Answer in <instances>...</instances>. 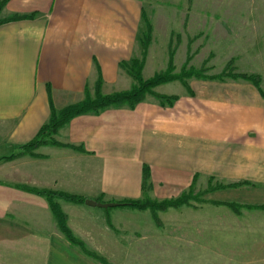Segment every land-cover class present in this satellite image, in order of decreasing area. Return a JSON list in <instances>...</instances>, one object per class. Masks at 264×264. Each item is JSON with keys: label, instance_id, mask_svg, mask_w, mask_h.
<instances>
[{"label": "crops", "instance_id": "1", "mask_svg": "<svg viewBox=\"0 0 264 264\" xmlns=\"http://www.w3.org/2000/svg\"><path fill=\"white\" fill-rule=\"evenodd\" d=\"M0 1V157L17 153L52 109L80 102L98 81L104 94L132 85L120 64L136 55L150 0ZM15 16L22 18L6 20ZM170 84L177 94L158 91ZM188 85L192 93L179 81L154 89L177 96L171 106L147 96L134 109L110 107L72 118L54 137L84 152L43 145L35 156L0 160V264H97L66 240L45 198L21 186L115 202L142 196L143 165L149 168L148 195L158 200L179 195L199 178L212 177L216 184L262 179L264 98L258 90L238 82L236 90L231 82ZM28 167L30 175L24 174ZM58 203L81 236L84 225L73 224L66 209L87 212L100 224L106 215L113 221L114 215L134 213L120 206ZM132 228L124 225L126 233Z\"/></svg>", "mask_w": 264, "mask_h": 264}, {"label": "rangeland", "instance_id": "2", "mask_svg": "<svg viewBox=\"0 0 264 264\" xmlns=\"http://www.w3.org/2000/svg\"><path fill=\"white\" fill-rule=\"evenodd\" d=\"M142 44L146 45L144 78L164 71L170 60L174 73L188 62L187 66L207 77L257 75L264 98V0H150L144 4L135 58H141ZM192 81L231 82L232 90L237 89L235 82L253 85L227 75L221 80H187ZM173 85L158 91L177 94L179 89ZM23 169L30 175L31 167ZM244 181L249 183L245 187L208 195L204 191L216 183L199 178L192 185L193 198L188 204L157 211V221L151 211L127 206L121 208L134 213L114 215L118 220L113 221L106 215L105 224L87 212L84 216L83 212L75 214L74 208L66 209L73 224L84 225L82 236L68 226V215L58 203L69 201L57 198L56 203L72 234L105 262L94 259L97 264H264V209L257 206L264 205V177ZM216 196L239 205L208 200ZM127 223L133 227L128 233Z\"/></svg>", "mask_w": 264, "mask_h": 264}, {"label": "trees", "instance_id": "3", "mask_svg": "<svg viewBox=\"0 0 264 264\" xmlns=\"http://www.w3.org/2000/svg\"><path fill=\"white\" fill-rule=\"evenodd\" d=\"M4 4V1H0V8ZM22 17H11L6 20L19 19ZM3 20H0V23ZM141 58H132L129 62H122L120 66L125 70V72L131 77L133 83L127 90L115 91L108 94H104L101 91V81H98L95 85L93 93H89L86 91L85 97L80 102L75 104L68 105L58 111L51 110L50 117L46 123H44L35 136L29 140L28 142L20 145L18 147V152L10 154L8 156L0 157V160H11L18 155L28 154L31 156H35L34 150L39 146L43 145H56V146H64L69 147L73 150L84 152V148L82 146H75L71 144H62L56 141L55 135L58 130L69 123L70 120L76 116L82 114H99L104 109L114 107H127L129 109H134L137 104L144 101L147 96H151L158 101L161 106H171L173 102L178 98L175 95H163L157 93L154 89L164 83H168L171 81H179L184 87L190 92V88L187 80L190 78L196 79H223V75H227L231 78H241L250 83H252L255 88L258 90L261 96H263L261 88H260V77L253 74H229L223 73L217 77L214 76H204L200 70H196L192 66L186 65L182 66L179 73H174V67L170 62L168 63L167 68L162 72L154 73L149 78H144L142 74L143 66H144V57L146 51V45L142 44ZM189 61V60H188ZM149 168L146 165H143L142 169V196L137 199H120L115 202L119 203L118 206H127L130 208L138 209V210H149L152 213V217L157 221L156 212L157 211H165L168 208H178L184 205H187L189 200L193 198L190 194L192 191V185L188 188L187 192H182L179 196L174 198H165L161 200L153 199L148 195V192L151 189V184L149 181ZM195 178V177H194ZM213 180L212 177L209 179ZM249 184L247 181H237L233 183H217L215 186L208 187L204 192H210L218 189L225 188H234L240 187ZM22 189L28 191L30 193L37 194L45 198L48 203V206L56 220V225L60 232L64 235L66 240L74 247L78 248L81 253L84 255L93 258L101 263H105L103 259L97 256L95 253L87 250L85 245L81 240L76 238L71 230L68 228L66 224V215L60 209L58 204L56 203L57 198L64 199L73 203H84L85 198L78 195L69 194L62 191L51 190V189H39L35 187L29 186H21ZM220 204H224L227 206H234V202H218ZM239 205V204H238ZM264 209V205H257ZM248 207H252L251 205Z\"/></svg>", "mask_w": 264, "mask_h": 264}, {"label": "water", "instance_id": "4", "mask_svg": "<svg viewBox=\"0 0 264 264\" xmlns=\"http://www.w3.org/2000/svg\"><path fill=\"white\" fill-rule=\"evenodd\" d=\"M84 203L92 207H98V208H103V209H107V208H111V207H115L119 205V203L117 202H98L92 199H85Z\"/></svg>", "mask_w": 264, "mask_h": 264}]
</instances>
